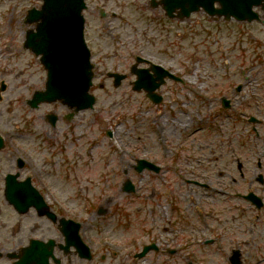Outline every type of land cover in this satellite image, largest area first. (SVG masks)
I'll return each instance as SVG.
<instances>
[{
  "label": "rangeland",
  "instance_id": "374dc122",
  "mask_svg": "<svg viewBox=\"0 0 264 264\" xmlns=\"http://www.w3.org/2000/svg\"><path fill=\"white\" fill-rule=\"evenodd\" d=\"M85 1L95 104L67 119L70 109L59 102L37 108L26 102L45 80L38 58L21 47L22 16L37 0H0V249L19 248L29 225L37 235L58 233L33 224V212L16 215L3 198V176L18 170L21 157V176H31L51 206L81 222L80 235L96 260L104 255L102 264H229L234 248L242 264H264V210L236 195L254 190L264 200L261 11L259 21L238 23L201 9L168 19L149 0ZM136 55L183 82L167 80L158 89L162 101L152 103L131 88ZM108 71L126 73V79L114 86ZM223 97L229 107L222 106ZM48 112L58 116L54 126ZM157 119L182 125L167 124L160 135ZM139 158L160 171H135ZM126 179L134 192L123 191ZM150 242L158 251L133 259Z\"/></svg>",
  "mask_w": 264,
  "mask_h": 264
},
{
  "label": "water",
  "instance_id": "95a60500",
  "mask_svg": "<svg viewBox=\"0 0 264 264\" xmlns=\"http://www.w3.org/2000/svg\"><path fill=\"white\" fill-rule=\"evenodd\" d=\"M262 1L264 0H160V3L170 17L174 16V11L178 17H183L202 8L209 14L224 15L227 19L234 17L239 20H251L256 16L252 7ZM215 2L219 7H215ZM152 4L158 3L152 0ZM83 6L82 0H44L41 11L30 13L31 19L41 21L37 25V32L27 35L25 44L36 54L41 53V61L47 69L46 91L37 95V101L59 98L70 106L76 105L77 109L91 106L93 103V97L87 92L91 84L92 65L89 63V51L82 39L83 20L80 10ZM166 74V71L157 73L161 78L158 83L145 74H140L137 83L149 91L150 97L159 100L151 91ZM5 195L19 210L25 209V202L26 206L31 204V196L38 199L37 193L31 190L28 184L26 189L24 183L18 184L14 181L7 183ZM22 201L24 203H21ZM34 205L38 208L41 203L38 200ZM51 244L50 242L49 246ZM146 250L148 247H145L139 256ZM48 253L46 250L45 254L39 257H47ZM27 256L28 254L23 253L20 257Z\"/></svg>",
  "mask_w": 264,
  "mask_h": 264
},
{
  "label": "flooded vegetation",
  "instance_id": "af4514ba",
  "mask_svg": "<svg viewBox=\"0 0 264 264\" xmlns=\"http://www.w3.org/2000/svg\"><path fill=\"white\" fill-rule=\"evenodd\" d=\"M47 202L49 203L50 210L58 217L57 220L53 221L50 218H47L46 216H40L33 210L30 212H33L36 219H38L37 221H33V224H36L40 221L41 223H44L43 224L44 228L46 227L47 229L50 228V230L51 229L57 230L58 233L55 235H52L51 233L43 235V231H42V232H40V235H37V233H35V231L37 230L36 227L29 225L31 227L27 229V231H26L27 233H25V231L23 230V235H21L17 239L18 245L27 244L28 241L31 239H39V240H43V241H45L47 239H54L56 246L54 247L53 254L56 257H49L48 258L49 264H102V262L104 261V258H105L104 255H102L101 257H99L98 260H96L97 257H95L94 253H92V257L89 260V259H86L84 257H79L77 252H75L73 249H69L68 251H63L59 247L58 244L63 242V238H62L61 233L59 231L60 226H59L58 220L61 217L69 218L70 216L66 215L63 212H59L55 208L54 205H53L54 207L50 206V205H52V202H50L48 199H47ZM247 205H249V204L247 203ZM249 207H250V205H249ZM30 212H27V213H30ZM20 220H21V217H18L17 218L18 224H19ZM38 227H39V230H43V227H41V226H38ZM15 230L16 229H12V231H14V232H15Z\"/></svg>",
  "mask_w": 264,
  "mask_h": 264
},
{
  "label": "bare ground",
  "instance_id": "6f19581e",
  "mask_svg": "<svg viewBox=\"0 0 264 264\" xmlns=\"http://www.w3.org/2000/svg\"><path fill=\"white\" fill-rule=\"evenodd\" d=\"M156 121V123H157V126H156V128L158 129V133L160 134V135H162V134H164V128H166V126H167V124L172 128V129H174V128H176L177 126H178V128L182 125V124H177V122L175 121L174 122V120H172L170 123H167V121L166 120H162V119H157V120H155ZM161 137V136H160ZM158 210H159V212H162V207H158Z\"/></svg>",
  "mask_w": 264,
  "mask_h": 264
}]
</instances>
